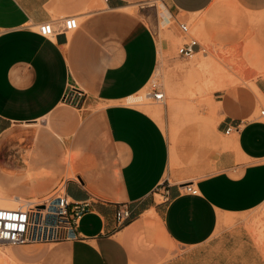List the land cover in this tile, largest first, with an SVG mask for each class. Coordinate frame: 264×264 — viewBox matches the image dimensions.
<instances>
[{
  "label": "crops",
  "instance_id": "obj_1",
  "mask_svg": "<svg viewBox=\"0 0 264 264\" xmlns=\"http://www.w3.org/2000/svg\"><path fill=\"white\" fill-rule=\"evenodd\" d=\"M160 2L162 22L178 25L214 0ZM147 3L0 0V203L39 199L59 184L70 200L89 203L80 238L11 245L16 264H264V244L238 227L264 202V80L255 82L259 94L233 88L219 101L205 160L173 165L189 149L174 152L159 122L127 102L157 67L159 41L141 14ZM68 16L78 20L73 31H36ZM70 83L81 93L76 105L63 100ZM163 183L166 200L154 192ZM120 206L132 218L119 228Z\"/></svg>",
  "mask_w": 264,
  "mask_h": 264
},
{
  "label": "rangeland",
  "instance_id": "obj_2",
  "mask_svg": "<svg viewBox=\"0 0 264 264\" xmlns=\"http://www.w3.org/2000/svg\"><path fill=\"white\" fill-rule=\"evenodd\" d=\"M147 2L141 14L157 36L159 55L155 72L137 94L141 99L135 104L147 110L167 131L174 152L180 150L183 156V150L189 149L190 154L184 155L186 160L182 162L178 158L173 165L205 160V150L211 145L203 140L211 136L212 127L222 118L213 107L219 106L229 89L252 90L253 83L264 80V6L251 9L239 0H214L207 10L192 14L187 21L188 33L184 35L175 21L162 22L160 0ZM190 38L197 40L201 48L191 58H184L177 49L183 40ZM166 39L172 43L171 49L161 48L160 42ZM205 60L207 64L201 65ZM152 83L164 91V101H154L147 95ZM221 83L224 88L217 90ZM203 174L204 171L197 172L194 179ZM52 190L39 199L49 196ZM156 198L161 199L157 195ZM15 204L18 207L25 203ZM238 225L257 243L264 244V202ZM219 242L222 241L215 239L211 243ZM8 249L9 245L0 244V264H16L8 256Z\"/></svg>",
  "mask_w": 264,
  "mask_h": 264
},
{
  "label": "built area",
  "instance_id": "obj_3",
  "mask_svg": "<svg viewBox=\"0 0 264 264\" xmlns=\"http://www.w3.org/2000/svg\"><path fill=\"white\" fill-rule=\"evenodd\" d=\"M36 31L43 36H51L56 32L73 31L78 27L75 16H68L55 26L51 21L36 24ZM181 34L188 33L187 23H178ZM197 40L190 38L177 49V53L184 58H191L196 52L194 45ZM80 92L74 84H68L64 101L69 104H78ZM147 95L154 101L162 102L165 99L164 91L157 83H152ZM264 115V110H261ZM231 129L238 130L239 125L229 126L225 133ZM184 189L191 194H196L197 189L190 183L183 184ZM163 200L167 199L164 184L154 190ZM87 200H70L65 193L63 184L53 188L52 193L37 202L27 201L23 206L16 208L0 207V244L18 245L27 242L61 240H76L80 238L77 231L81 217L88 210ZM132 218V212L127 206H120L115 211L117 227H123Z\"/></svg>",
  "mask_w": 264,
  "mask_h": 264
},
{
  "label": "bare ground",
  "instance_id": "obj_4",
  "mask_svg": "<svg viewBox=\"0 0 264 264\" xmlns=\"http://www.w3.org/2000/svg\"><path fill=\"white\" fill-rule=\"evenodd\" d=\"M162 7V6H161ZM163 12V11H162ZM166 16V15H165ZM167 17V16H166ZM165 22V21H164ZM167 22H169V21H167ZM195 54H197V53H195ZM205 57H206V55H204ZM198 58V57H197ZM207 64V61L205 60V61H202L201 62V65H206ZM227 66V65H226ZM202 67V66H201ZM204 67V66H203ZM219 77V76H218ZM252 90L254 91V92H256L257 94H259V90H258V86L256 87V85L253 83L252 84ZM224 88V84L223 83H221L220 85H219V88L217 89V90H222ZM141 99V96H137V94L136 95H134V96H131V97H129V98H127V102L128 103H132V104H135V103H137V102H139V100ZM139 104V103H138ZM212 105V104H211ZM214 105V104H213ZM155 107V106H154ZM158 108H159V106H158ZM213 110H217V106L215 107H213ZM153 112H155V113H157V111L156 110H154L153 109ZM159 119V118H158ZM24 205V204H23ZM23 205H20V206H23ZM0 207H5V208H16V204H15V202H12V203H0Z\"/></svg>",
  "mask_w": 264,
  "mask_h": 264
}]
</instances>
